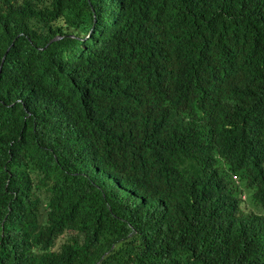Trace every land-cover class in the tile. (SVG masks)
<instances>
[{
    "label": "trees",
    "instance_id": "obj_1",
    "mask_svg": "<svg viewBox=\"0 0 264 264\" xmlns=\"http://www.w3.org/2000/svg\"><path fill=\"white\" fill-rule=\"evenodd\" d=\"M4 56L0 264H264V0H0Z\"/></svg>",
    "mask_w": 264,
    "mask_h": 264
},
{
    "label": "clouds",
    "instance_id": "obj_2",
    "mask_svg": "<svg viewBox=\"0 0 264 264\" xmlns=\"http://www.w3.org/2000/svg\"><path fill=\"white\" fill-rule=\"evenodd\" d=\"M56 38H59V39L55 40ZM60 39H62V37L57 36L52 40V42L58 41ZM9 50L10 48L8 49V51ZM5 58L6 56H4L3 58L4 61L2 60V64L0 66V74L3 69ZM202 148L207 149V146L203 145ZM249 151L253 155H246L243 161L251 168L252 172L257 176V178L253 180L252 182L258 183L259 181H263L262 183H264V180H258V177L262 174V172L256 168V161L263 162V167H264V146L261 145V147L258 149L255 147H252L251 149H249ZM221 176L222 178L220 179L223 181L225 186L229 190H233L235 193L239 195L244 208L251 210L252 209L251 208V202H252L251 198H255L259 192L257 191L256 186H253V185L251 186V184L249 183L250 181L249 179L241 180L239 178V175L231 173L230 171H227V170H221ZM243 198H245L246 200ZM218 208H219V205H218ZM262 214L264 215V210H262Z\"/></svg>",
    "mask_w": 264,
    "mask_h": 264
},
{
    "label": "water",
    "instance_id": "obj_3",
    "mask_svg": "<svg viewBox=\"0 0 264 264\" xmlns=\"http://www.w3.org/2000/svg\"><path fill=\"white\" fill-rule=\"evenodd\" d=\"M57 39H59V38H56L55 40H57ZM3 61H4V59H3Z\"/></svg>",
    "mask_w": 264,
    "mask_h": 264
},
{
    "label": "rangeland",
    "instance_id": "obj_4",
    "mask_svg": "<svg viewBox=\"0 0 264 264\" xmlns=\"http://www.w3.org/2000/svg\"><path fill=\"white\" fill-rule=\"evenodd\" d=\"M243 199H245V198H243ZM246 200V199H245Z\"/></svg>",
    "mask_w": 264,
    "mask_h": 264
}]
</instances>
